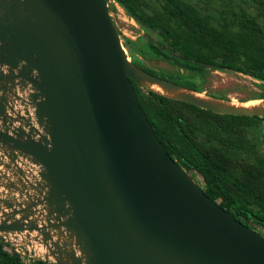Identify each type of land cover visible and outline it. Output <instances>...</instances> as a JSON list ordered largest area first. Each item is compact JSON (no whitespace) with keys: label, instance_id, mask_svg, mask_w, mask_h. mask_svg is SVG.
Returning a JSON list of instances; mask_svg holds the SVG:
<instances>
[{"label":"water","instance_id":"95a60500","mask_svg":"<svg viewBox=\"0 0 264 264\" xmlns=\"http://www.w3.org/2000/svg\"><path fill=\"white\" fill-rule=\"evenodd\" d=\"M133 81L192 90L131 62L107 0H0V164L23 157L38 165L45 194L34 206H47L39 223L29 207L8 202L0 241L2 233L36 231L48 257L62 249L51 257L57 264H264V235L168 153ZM20 93L26 115L14 125L10 97ZM165 96L264 116V107Z\"/></svg>","mask_w":264,"mask_h":264},{"label":"trees","instance_id":"16d2710c","mask_svg":"<svg viewBox=\"0 0 264 264\" xmlns=\"http://www.w3.org/2000/svg\"><path fill=\"white\" fill-rule=\"evenodd\" d=\"M114 1L157 35L148 38L147 47L131 39L125 47L136 46L147 57L155 55L202 76L229 69L264 81V0L221 9L203 7L196 0ZM177 83L203 92L195 80ZM133 85L168 153L188 171L205 177V193L236 218L254 229L264 227V152L245 131L251 125L262 128L264 145V116L219 114ZM254 97L264 98V93ZM0 264L57 263L41 258L27 262L0 241Z\"/></svg>","mask_w":264,"mask_h":264},{"label":"rangeland","instance_id":"374dc122","mask_svg":"<svg viewBox=\"0 0 264 264\" xmlns=\"http://www.w3.org/2000/svg\"><path fill=\"white\" fill-rule=\"evenodd\" d=\"M153 1V0H152ZM203 7L224 8L227 4H232L235 8L239 6L254 5V0H196ZM109 10L112 19L120 32L123 44L128 39H131L137 45L141 47H147L148 38L153 39L157 35L149 32L146 27L137 21L132 16L128 15L124 8L116 3L114 0H108ZM128 57L131 62L137 61L139 64H135L141 69L149 67L154 70L158 76L165 79L174 81H186L195 80L199 86L203 89V92H199L204 96L211 98L224 99L234 102H242L249 99H256V95L264 93V81L259 80L253 76L245 75L234 70H212L205 76L190 73L178 65L173 64L170 61H165L155 55L145 56L138 51L136 46L126 47ZM146 70V69H144ZM147 71V70H146ZM156 75V74H155ZM182 85V84H181ZM145 89V88H143ZM146 90V89H145ZM20 97H10V105L13 107V112L9 111L15 117L14 125H20V115H26L23 99H27L25 94H21ZM254 97V98H251ZM25 122V121H24ZM246 134L255 143L256 148L263 153L264 145L262 143V128L255 125L245 127ZM6 165L0 164V222L4 221L9 215H11L12 209L8 207V202H13L16 207L23 205L29 207L27 214L29 220H38L41 223L45 220L47 215V206L45 204H38L34 206V202L38 199H42L45 191L41 192L43 188L39 187V183L43 180L38 174L40 167L34 164L29 159L19 158L17 165L11 162L8 157L4 162ZM18 169L23 171V175L18 172ZM194 180L204 188L207 184L205 177L195 170L189 171ZM44 190H46L44 188ZM31 207L38 209L35 214L32 212ZM21 217V214L16 215V218ZM256 231L264 235V227L257 226ZM53 232V231H52ZM10 244V248L13 247L21 254L23 260L29 262L34 259H47L53 261V257H48L47 249L43 243V236L34 231L8 232L2 233ZM29 235V236H28ZM67 240L64 235L57 236L55 239Z\"/></svg>","mask_w":264,"mask_h":264},{"label":"bare ground","instance_id":"6f19581e","mask_svg":"<svg viewBox=\"0 0 264 264\" xmlns=\"http://www.w3.org/2000/svg\"><path fill=\"white\" fill-rule=\"evenodd\" d=\"M143 84L146 86H149L151 89H153L156 92L165 94V95H176L181 93H193L194 95L206 99H212L211 97L204 96L203 94L199 92H195L186 88H176V89H167L162 84H159L157 82L151 83L149 81H143ZM229 105H234L238 107H246L248 109H257V108H263L264 107V98H256V99H249L242 102H234V101H224ZM55 244H49V247L54 249ZM62 249H57V251L54 254H51L50 256L54 258H58L59 254L61 253Z\"/></svg>","mask_w":264,"mask_h":264},{"label":"crops","instance_id":"0c3cea01","mask_svg":"<svg viewBox=\"0 0 264 264\" xmlns=\"http://www.w3.org/2000/svg\"><path fill=\"white\" fill-rule=\"evenodd\" d=\"M4 160H5V158H4Z\"/></svg>","mask_w":264,"mask_h":264}]
</instances>
